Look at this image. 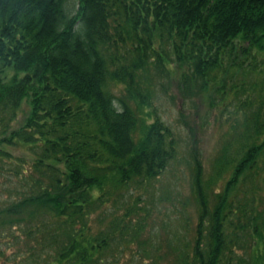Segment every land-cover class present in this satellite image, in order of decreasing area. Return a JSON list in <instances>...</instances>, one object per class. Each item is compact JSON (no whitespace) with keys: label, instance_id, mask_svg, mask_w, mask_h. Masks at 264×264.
Masks as SVG:
<instances>
[{"label":"trees","instance_id":"16d2710c","mask_svg":"<svg viewBox=\"0 0 264 264\" xmlns=\"http://www.w3.org/2000/svg\"><path fill=\"white\" fill-rule=\"evenodd\" d=\"M246 60L251 71L264 61V0H77L74 14L69 0H0V239L18 227L20 254L32 264H117L135 239L126 222L137 210L130 188L174 157L169 129L143 111L151 108L150 75L172 78L175 63L183 96L199 97L223 89L217 80ZM109 82L123 86L119 108ZM262 86L234 111L238 147L216 163L221 172L232 167L211 207L194 162L197 224L176 264L246 262L234 252V222L249 244L245 264H264V189L248 213L233 193L253 185L264 157Z\"/></svg>","mask_w":264,"mask_h":264},{"label":"rangeland","instance_id":"374dc122","mask_svg":"<svg viewBox=\"0 0 264 264\" xmlns=\"http://www.w3.org/2000/svg\"><path fill=\"white\" fill-rule=\"evenodd\" d=\"M69 4L74 14L77 0H69ZM248 64L246 60L241 69L237 66L229 68L228 74L217 80L218 86L223 85V89H209L208 93L192 98H185L181 92L179 71L175 63L172 64V78L150 75L148 83L151 108L143 111L147 115L146 120L158 119L169 129L170 135H167L166 142L172 146L174 157L158 177L130 188V198L127 200L137 206V210L126 222L129 226L127 232H132L135 239L123 247L124 251L117 264H139L137 257L144 251V264H176L179 254L190 252L198 215L191 181L194 162L200 164L201 185L211 207L212 192L224 190L232 167V164H228L221 172L216 163L224 158L229 162L238 147L241 120L234 111L249 93L254 97L264 84V61L262 60L261 65L257 63L259 65L255 71H251ZM106 90L112 97L114 106L119 108L117 100L123 98V86L109 82ZM129 105L134 107L132 103ZM22 118L20 113L18 123ZM9 151L12 156L29 159L27 153ZM259 159L260 170L253 185L250 182L239 183L233 192L241 204H247V213L250 205L257 206L263 197L264 157L260 156ZM4 176H7V172L0 171V206L6 200V195L1 190ZM116 208V212L120 213L124 205L118 203ZM231 218L234 219L233 216ZM243 221L244 219L241 220V225L244 224ZM120 222L118 226L121 228L123 221ZM105 225L106 221L92 224L95 231ZM237 227L236 222L230 227L238 236L234 252L236 258L246 261L242 262L245 264L250 252L249 244L245 233ZM16 234L19 236L17 243L14 240ZM3 235H9L10 239H0V264H32L20 254L24 247L20 229L6 228ZM18 251L20 255L16 258Z\"/></svg>","mask_w":264,"mask_h":264}]
</instances>
